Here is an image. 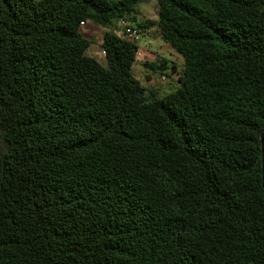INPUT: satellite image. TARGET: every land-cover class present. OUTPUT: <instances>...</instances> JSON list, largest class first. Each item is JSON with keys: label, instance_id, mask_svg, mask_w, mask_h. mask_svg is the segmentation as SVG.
<instances>
[{"label": "trees", "instance_id": "obj_1", "mask_svg": "<svg viewBox=\"0 0 264 264\" xmlns=\"http://www.w3.org/2000/svg\"><path fill=\"white\" fill-rule=\"evenodd\" d=\"M148 2L0 0V264H264V0Z\"/></svg>", "mask_w": 264, "mask_h": 264}, {"label": "rangeland", "instance_id": "obj_2", "mask_svg": "<svg viewBox=\"0 0 264 264\" xmlns=\"http://www.w3.org/2000/svg\"><path fill=\"white\" fill-rule=\"evenodd\" d=\"M149 1H150L149 3L144 4L145 6H147V8H144V5L140 6L139 8L140 12H141L142 7L144 8L143 18H146L144 20L156 19V16L158 15V5H157L156 0H149ZM146 9L148 10L147 15H145ZM139 15L140 13L136 17H138ZM127 21H131V19L128 18ZM93 27L94 26L89 23L86 28H83L81 30V32L87 39H90L93 42L92 43L93 47L97 48L98 54L95 56V58L99 60L100 62L104 63V57L100 49L101 47L100 46L96 47V45H97L98 40L102 38V35H103L102 30L106 31V29L96 27L97 29L95 30ZM90 28H93L94 32L91 33V35L89 33H88L89 35H87L86 32H88L89 30L90 31L92 30ZM118 31H119L118 34H120V36H123L122 34L123 30L118 29ZM138 45L140 47L138 50L134 75L139 80H141L143 85L147 88H151V87L157 88L160 92H163V93H170L176 90L179 86L177 82L178 76L172 73L171 67L173 65H176L178 72L179 73L182 72L183 65H184L183 57L180 54H178L173 48H171L168 44L160 40L158 33L156 32V29H152L151 31H147L143 33L141 35V39L138 41ZM151 48L154 51V53L157 54V56H147V54H144V51L146 50L150 51ZM145 60H149L150 62H153L156 65L159 64L160 60H166L168 62L167 64L168 70L165 73H158V72L153 71L152 69L145 68V65L142 64ZM147 74L150 76L149 79L146 77ZM162 76L166 77L165 82H162L160 80Z\"/></svg>", "mask_w": 264, "mask_h": 264}, {"label": "crops", "instance_id": "obj_3", "mask_svg": "<svg viewBox=\"0 0 264 264\" xmlns=\"http://www.w3.org/2000/svg\"><path fill=\"white\" fill-rule=\"evenodd\" d=\"M150 2V1H149ZM148 2V3H149ZM156 2H157V0H156ZM147 4V3H146ZM157 5H158V3H157ZM144 8H147V6H145L144 5ZM143 7H142V9H141V12H140V15L137 17V21L138 22H143V21H145L144 19H146V18H143V9H144ZM145 12H146V14H145ZM144 12V14L145 15H147V12H148V10L146 9V11ZM142 18H143V20H142ZM156 19H157V16H156ZM156 19H150V20H156ZM88 24H89V22L88 23H86V24H84L83 26H82V29L83 28H86L87 26H88ZM90 24H92V23H90ZM93 25V24H92ZM94 27V29L96 30L97 28H96V26L95 25H93ZM122 26H123V23H122ZM93 28H90V29H92L90 32L88 31V32H86L87 33V35H91V33H93L94 32V29ZM81 29V30H82ZM119 30H123L122 28H121V24H120V26H119V28H118ZM102 32H103V35H104V33H105V31H103L102 30ZM124 32V31H123ZM89 33V34H88ZM123 34V33H122ZM103 35H102V38H100L99 40H98V42H97V45H96V47L97 46H100L101 47V44H102V41H103ZM160 38V37H159ZM160 40H161V38H160ZM149 44H151V43H149ZM95 45V44H94ZM138 47H140L139 45H138ZM101 49V48H100ZM92 51V52H91ZM100 53V52H99ZM88 54L90 55V56H92V57H95L98 53H97V48H95V47H93V45L91 46V48L89 49V51H88ZM143 54V53H142ZM144 54H147V56H157V54L156 53H154V51L152 50V48L150 49V51H144ZM150 62L149 60H145L142 64L144 65L146 62ZM135 66H136V63H135V65L133 66V73H134V70H135ZM137 66H139V65H137ZM173 67V66H172ZM172 67H171V69H172ZM145 68H148L147 66H145ZM148 69H150V68H148ZM148 79L150 78V76L147 74V76H146Z\"/></svg>", "mask_w": 264, "mask_h": 264}, {"label": "built area", "instance_id": "obj_4", "mask_svg": "<svg viewBox=\"0 0 264 264\" xmlns=\"http://www.w3.org/2000/svg\"><path fill=\"white\" fill-rule=\"evenodd\" d=\"M123 28H124V32H123V36L135 43L136 45H138V41L141 39V34L140 32L134 27L132 26V24L130 22H123ZM102 55H105V52L102 51ZM162 82L166 81V77L162 76L160 79Z\"/></svg>", "mask_w": 264, "mask_h": 264}, {"label": "water", "instance_id": "obj_5", "mask_svg": "<svg viewBox=\"0 0 264 264\" xmlns=\"http://www.w3.org/2000/svg\"><path fill=\"white\" fill-rule=\"evenodd\" d=\"M263 135V132H262ZM262 178H263V188H264V155H263V171H262Z\"/></svg>", "mask_w": 264, "mask_h": 264}]
</instances>
